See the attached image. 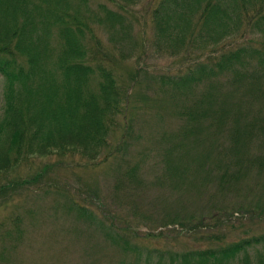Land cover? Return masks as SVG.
I'll use <instances>...</instances> for the list:
<instances>
[{"label": "trees", "instance_id": "trees-1", "mask_svg": "<svg viewBox=\"0 0 264 264\" xmlns=\"http://www.w3.org/2000/svg\"><path fill=\"white\" fill-rule=\"evenodd\" d=\"M88 1L0 0V174L33 155L91 163L108 148L128 103L93 23L124 30L126 7L140 0H103L94 9ZM147 7L152 49L185 62L146 78L156 90L152 101L169 104L176 122L158 135L157 179L192 187L198 196L209 188L222 194L205 211L174 209L158 226L181 225L185 213L191 224L205 217L227 223L191 235L197 243L180 249L161 239L162 230L138 231L127 221L116 231L103 229L134 264L151 256L165 264H264V230L232 238L238 204L226 201L257 188L259 205L264 194V0H151ZM139 168L132 162L122 174L140 177ZM68 208L96 218L75 200ZM19 217L0 221V264L11 262L21 242Z\"/></svg>", "mask_w": 264, "mask_h": 264}, {"label": "rangeland", "instance_id": "rangeland-1", "mask_svg": "<svg viewBox=\"0 0 264 264\" xmlns=\"http://www.w3.org/2000/svg\"><path fill=\"white\" fill-rule=\"evenodd\" d=\"M98 1L103 0H89L88 6L94 9ZM150 1L140 0L126 7L128 25L125 23L124 30L116 32L93 23L109 59L115 62L114 74L128 103L117 116V126L109 135L104 154L91 163L77 156L63 155L58 159L54 154L33 155L20 160L17 167H10L7 174H0V221L17 212L23 227V237L11 262L1 264H134L129 252H122L108 239L112 232L108 235L103 229L111 227L116 231L126 221L138 231L162 230L161 239L178 243L179 249L182 243L190 247L197 243L191 235L218 232L225 227V219L211 223L210 217H205L203 223L191 224L188 213L179 216L181 225L172 222L158 226L174 209L178 213L181 209L205 211L211 206L210 198L220 202L222 194L211 193L209 188L198 196L192 187L173 188L157 179L160 177L157 152L161 145L158 135L173 128L176 122L169 104L152 101L156 90L146 78L149 72H172L185 62L152 49L150 7H147ZM3 89L4 80L0 76V111ZM260 103L263 111L259 112L264 115V97ZM132 162L140 166L142 176L122 174ZM24 179L34 181L28 184ZM254 191L257 188L248 194L223 197L231 196L226 201L238 204L231 216L235 228L232 238L264 230V194L257 205L259 192ZM70 200L90 208L96 218L75 215L68 208ZM165 262L158 263L151 256L140 258L136 264Z\"/></svg>", "mask_w": 264, "mask_h": 264}]
</instances>
